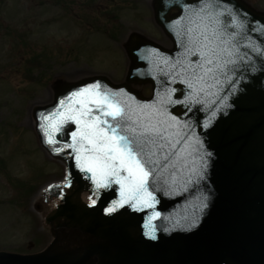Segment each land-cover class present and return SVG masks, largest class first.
Instances as JSON below:
<instances>
[{
    "label": "water",
    "instance_id": "obj_1",
    "mask_svg": "<svg viewBox=\"0 0 264 264\" xmlns=\"http://www.w3.org/2000/svg\"><path fill=\"white\" fill-rule=\"evenodd\" d=\"M153 3L155 18L171 47L133 32L124 45L130 63L123 82L113 83L105 75L61 80L53 86L49 102L33 106L39 143L49 156L64 164L66 175L43 191L51 207L44 217L51 242L33 254L0 251V264H264V55L253 51L264 52V11L254 10L242 0H220L243 21L237 39L241 53H247L250 60L247 69H238L234 77L239 80L234 93L221 83L206 88L200 103L167 105L168 112L187 122L188 127L174 129L187 142L181 141L179 157L173 156L169 167H161L153 178V207L125 205L106 212L112 201L120 198L118 186L97 192L90 174L76 167L71 150L53 153L37 126L40 113L53 111L60 99L97 80L113 90L124 89L123 98L134 97L130 100L133 105L155 102L159 107L171 88L177 89L173 99L183 100L188 95L191 89L182 76L175 77L171 67L183 59L176 31L186 20L180 25L174 22L189 14L186 4L199 6L200 0ZM171 9L178 12L170 15ZM133 83H149L151 95L143 96L131 87ZM225 96L228 98L221 104ZM63 127L53 135L66 143L74 128ZM197 139L202 146L196 144ZM206 152L211 156L206 157L200 179L190 169L200 166L199 157ZM154 212L160 215L150 219ZM146 221L156 226L155 239L145 235Z\"/></svg>",
    "mask_w": 264,
    "mask_h": 264
},
{
    "label": "rangeland",
    "instance_id": "obj_2",
    "mask_svg": "<svg viewBox=\"0 0 264 264\" xmlns=\"http://www.w3.org/2000/svg\"><path fill=\"white\" fill-rule=\"evenodd\" d=\"M135 1L0 0V251L34 253L51 239L41 190L61 180L64 167L39 146L32 106L50 100L56 80L96 73L122 80L124 39L136 21L148 28L137 20L147 13L145 0ZM256 2L264 9V0ZM146 34L170 45L156 31ZM30 58L40 65L27 70ZM139 89L149 94L148 86Z\"/></svg>",
    "mask_w": 264,
    "mask_h": 264
},
{
    "label": "snow or ice",
    "instance_id": "obj_3",
    "mask_svg": "<svg viewBox=\"0 0 264 264\" xmlns=\"http://www.w3.org/2000/svg\"><path fill=\"white\" fill-rule=\"evenodd\" d=\"M184 7L189 14L174 22L180 25L186 20L176 31L181 38L178 42L183 48V59H177L171 66L175 77L182 76V82L191 89L183 100L173 99L172 93L177 89L171 88L159 107L155 102L142 104L138 101L133 105L130 100L134 97L123 98L124 89L113 90L97 80L70 92L59 100L53 111L40 113L37 117L41 121L37 126L51 151L59 154L71 150L76 167L90 174L88 178L97 192L118 186L120 198L105 209L108 213L125 205L133 209L153 207L156 199L150 190L153 178L159 175L161 167H169L168 162L173 156L179 157L177 148L181 141L187 142L174 131L188 127L187 122L179 121L168 112L167 105L200 103L199 97L206 88L221 83L234 93L239 83L234 78L238 69H247L250 57L241 53L237 39L244 23L231 8L222 5L220 0H200L199 6L186 4ZM253 51L264 55L257 48ZM251 70L256 69L252 67ZM227 98L223 97L221 104ZM65 125L74 128L66 143L53 135L63 131ZM196 144L202 146L199 139ZM195 150L199 151V147ZM210 156L207 152L200 156V166L194 165L190 172L202 179L206 157ZM91 202L94 205L96 200ZM159 215L154 212L150 219ZM145 228L148 229L145 235L155 239L156 226L146 221Z\"/></svg>",
    "mask_w": 264,
    "mask_h": 264
},
{
    "label": "flooded vegetation",
    "instance_id": "obj_4",
    "mask_svg": "<svg viewBox=\"0 0 264 264\" xmlns=\"http://www.w3.org/2000/svg\"><path fill=\"white\" fill-rule=\"evenodd\" d=\"M140 0H136L135 3L139 2ZM247 3H249L251 6L253 7H257L256 5V1L257 0H245ZM142 2H145L146 4V15L142 16L141 18H138L137 20L139 21H146L147 25H148V28H143V27H140L138 26L139 22L136 21L137 23V27L136 28H133L132 30H130L128 32V34L130 32H133V31H139L140 33L142 34H146L147 30L150 29L151 31H156L158 32L159 34L163 35V32L161 30V28L159 27V25L156 23V21L154 20V8H153V2L152 0H145V1H142ZM123 4H124V1H123ZM127 7V3L124 4V8L126 9ZM174 13L173 11L170 12V14Z\"/></svg>",
    "mask_w": 264,
    "mask_h": 264
},
{
    "label": "trees",
    "instance_id": "obj_5",
    "mask_svg": "<svg viewBox=\"0 0 264 264\" xmlns=\"http://www.w3.org/2000/svg\"><path fill=\"white\" fill-rule=\"evenodd\" d=\"M39 64V60L38 59H34V58H30L26 60V67L30 68L33 65H37Z\"/></svg>",
    "mask_w": 264,
    "mask_h": 264
}]
</instances>
